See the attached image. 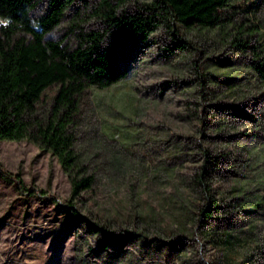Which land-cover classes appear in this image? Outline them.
I'll return each instance as SVG.
<instances>
[{"label":"rangeland","instance_id":"rangeland-1","mask_svg":"<svg viewBox=\"0 0 264 264\" xmlns=\"http://www.w3.org/2000/svg\"><path fill=\"white\" fill-rule=\"evenodd\" d=\"M5 23L0 16V36ZM257 54L264 0H228L213 25L171 21L124 37L125 76L79 95L75 147L93 181L72 201L55 155L29 139L0 138L1 164L29 188L0 174V264H264ZM208 202L210 216L200 208Z\"/></svg>","mask_w":264,"mask_h":264},{"label":"trees","instance_id":"trees-1","mask_svg":"<svg viewBox=\"0 0 264 264\" xmlns=\"http://www.w3.org/2000/svg\"><path fill=\"white\" fill-rule=\"evenodd\" d=\"M125 1H130L128 6ZM227 2L0 0V16L6 19L0 36V138L29 139L55 155L70 181L66 200L72 201L93 181L75 147L79 95L89 85L104 87L125 76L126 68L117 59L122 39L171 21L185 26L213 25L219 8ZM58 29H65L66 39L49 35ZM251 66L264 79V54L252 59ZM51 87L55 90L49 95ZM0 174L19 191L29 190L20 173L9 171L1 162ZM39 190L57 201L56 195ZM66 205L79 214L74 204ZM213 207L210 202L200 206L206 216ZM86 221L100 234H112L106 224ZM118 235L124 237L127 232Z\"/></svg>","mask_w":264,"mask_h":264}]
</instances>
